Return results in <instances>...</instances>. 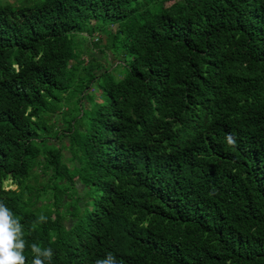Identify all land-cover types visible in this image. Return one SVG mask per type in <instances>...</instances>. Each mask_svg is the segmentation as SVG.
I'll return each mask as SVG.
<instances>
[{
  "label": "trees",
  "instance_id": "16d2710c",
  "mask_svg": "<svg viewBox=\"0 0 264 264\" xmlns=\"http://www.w3.org/2000/svg\"><path fill=\"white\" fill-rule=\"evenodd\" d=\"M171 1L0 0V201L28 264H264V0ZM95 29L114 66L80 57Z\"/></svg>",
  "mask_w": 264,
  "mask_h": 264
},
{
  "label": "clouds",
  "instance_id": "9594fccd",
  "mask_svg": "<svg viewBox=\"0 0 264 264\" xmlns=\"http://www.w3.org/2000/svg\"><path fill=\"white\" fill-rule=\"evenodd\" d=\"M226 142L231 147H235L237 143L233 135H228ZM46 220L44 215L38 217L40 223ZM141 226L147 227V224ZM24 237L25 229L21 218L0 201V264H28V258L24 254L28 245ZM30 251L31 264H52L55 253L51 247H42L33 243L30 245ZM95 264H123V262L109 252L103 259H97Z\"/></svg>",
  "mask_w": 264,
  "mask_h": 264
},
{
  "label": "rangeland",
  "instance_id": "374dc122",
  "mask_svg": "<svg viewBox=\"0 0 264 264\" xmlns=\"http://www.w3.org/2000/svg\"><path fill=\"white\" fill-rule=\"evenodd\" d=\"M1 1H10V2H13L14 3V0H1ZM170 3H174V0H172ZM90 25L93 26V23H90ZM109 28L111 30H113L115 28V25H109ZM81 34L85 35V33H81ZM95 35H99L97 33L96 29L93 31V33L85 41L84 40H79L77 42V47L81 50L80 57L85 58L86 55H87V52L89 51L90 53H92V55H95L98 58V60L100 62H102L104 65H109L110 64L111 66H114L115 64L113 62L112 63L110 62L111 61V58H110L111 56L108 53V51L107 50L105 51L106 54H107V56L105 57L98 50V46L103 44V41H104L103 37L102 36H99L98 40L95 41V44H92L90 42L91 39H93V37ZM116 72L117 73H120L121 72V69L118 66L116 67ZM61 151H62L64 157H67L69 155L67 149H62ZM66 163H67V165H69L70 162H68L66 160ZM31 171L37 177L36 184H39L40 185L42 183V179H44L43 173L41 171V168L40 167H34V166H32L31 167ZM30 183H32V181ZM4 184H6V181H5ZM7 187L14 188L15 185L14 184H10Z\"/></svg>",
  "mask_w": 264,
  "mask_h": 264
}]
</instances>
